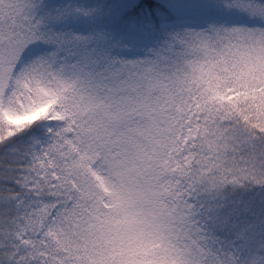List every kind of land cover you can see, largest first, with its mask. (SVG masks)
<instances>
[{
    "label": "snow or ice",
    "instance_id": "1",
    "mask_svg": "<svg viewBox=\"0 0 264 264\" xmlns=\"http://www.w3.org/2000/svg\"><path fill=\"white\" fill-rule=\"evenodd\" d=\"M0 264H264V0H0Z\"/></svg>",
    "mask_w": 264,
    "mask_h": 264
}]
</instances>
